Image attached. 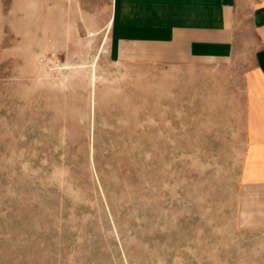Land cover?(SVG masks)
<instances>
[{
    "label": "rangeland",
    "instance_id": "obj_1",
    "mask_svg": "<svg viewBox=\"0 0 264 264\" xmlns=\"http://www.w3.org/2000/svg\"><path fill=\"white\" fill-rule=\"evenodd\" d=\"M119 0H0V264H264L238 202L241 59L115 56Z\"/></svg>",
    "mask_w": 264,
    "mask_h": 264
},
{
    "label": "crops",
    "instance_id": "obj_2",
    "mask_svg": "<svg viewBox=\"0 0 264 264\" xmlns=\"http://www.w3.org/2000/svg\"><path fill=\"white\" fill-rule=\"evenodd\" d=\"M115 56L125 48L165 47L144 60L171 65L200 76L212 62L241 59L251 51L252 65L242 75L246 149L241 186L264 188V0H119ZM142 55V54H141ZM250 219L264 221L255 196L238 202Z\"/></svg>",
    "mask_w": 264,
    "mask_h": 264
}]
</instances>
